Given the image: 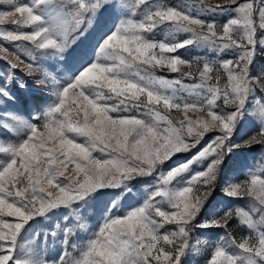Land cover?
<instances>
[{"label":"snow or ice","instance_id":"1","mask_svg":"<svg viewBox=\"0 0 264 264\" xmlns=\"http://www.w3.org/2000/svg\"><path fill=\"white\" fill-rule=\"evenodd\" d=\"M192 3L197 7L160 0H0L9 6L0 12V25L15 26L0 29V39L25 44L22 54L29 58L25 63L17 54L7 60V50L0 49L5 53L0 59L8 65L0 71V154L7 157L0 163V264H190L207 243L194 240L193 232L227 230L234 217L249 236L239 242L230 233L222 237L207 264H264V175L226 182L220 191L247 198L246 206L202 219L225 158L238 149L264 147V68L256 72L254 67L264 53V0ZM204 13L229 18L218 25L215 19L199 18ZM161 27L172 39H149ZM179 33L190 35L177 40ZM90 35L93 42L86 45ZM187 46L210 49L217 57L226 51L235 56L188 61L170 55ZM42 58L54 61L66 78L58 79ZM185 65L194 71L182 72ZM165 67L180 76L155 74ZM183 78L195 82L185 84ZM29 80L54 96L47 107L33 108L30 118L6 110L19 102L17 88L29 90ZM171 110L183 113V119H171L166 114ZM205 110L206 118L188 116ZM249 120L258 131L236 143L234 136ZM215 131L220 134L191 159L158 172L165 161L190 152ZM18 133L23 138L13 142ZM205 160L206 167L192 173L191 165ZM154 174L156 183L143 204L121 213L117 198L113 200L78 255L70 241L87 225L75 211L73 220L65 216L68 223L44 234L41 247L27 258L19 255L18 240L36 217L87 202L101 189H121L123 196L132 192L137 177ZM165 225L176 230L161 232ZM49 241L60 246L55 259L48 258L43 246Z\"/></svg>","mask_w":264,"mask_h":264},{"label":"rangeland","instance_id":"2","mask_svg":"<svg viewBox=\"0 0 264 264\" xmlns=\"http://www.w3.org/2000/svg\"><path fill=\"white\" fill-rule=\"evenodd\" d=\"M20 3H29L30 0H19ZM160 2L171 5V6H179V5H189L192 7H197L196 4L192 3V0H160ZM206 5H218L225 2V0H203ZM240 2H245V0H240ZM9 10V6L5 4H0V12ZM196 15V13H193ZM232 16H235L236 13H232ZM135 18H139V14ZM202 19H215L218 25H221L225 22L229 17L227 15L221 16L219 14H211L204 13L199 16ZM0 29L4 30H13L15 26L9 23H5L0 25ZM20 31H30L28 28H21ZM259 32L257 35L259 36ZM190 34L187 33H179L175 34V38L177 40H182L188 38ZM94 36L90 35L88 40L85 41V44H91L93 42ZM149 39H153L155 41H170L172 36L169 35L167 28L161 27L155 30V32L149 34ZM17 44L20 45L17 48ZM26 45L21 42H8L3 39H0V49L7 50V60H14L17 54L21 55V59L27 63L29 58L22 54V49ZM27 47H31L27 45ZM5 55L4 52H0V56ZM170 55H179L182 59L192 61L196 57H206L208 59H229L235 56V53L232 51H226L224 53L217 54L207 48H198L196 46H187L184 49H179L177 53H173ZM41 63L44 64L45 67L52 69L56 72L57 78H66L63 77L62 71H56V64L54 61L49 60L47 58H42ZM202 66V65H201ZM7 62L5 59H0V71L7 68ZM255 71L259 72L262 68H264V53H260L254 64ZM182 72L194 71V68H189L188 66H181ZM17 74L21 77L24 76L23 72L18 68L16 70ZM155 74L158 76H164L168 79H175L180 76V73H172L166 67L165 68H157L155 69ZM33 76H39V73H33ZM226 77L223 73H221V81L223 84ZM29 82V90H21L16 89V95L18 97V103H14L15 105L11 106V103L7 105L6 110L11 111H19L21 114L25 116H29L33 111V108L40 110L41 107H47L54 100V96H52L47 91L41 90L39 87L32 84L31 80ZM183 82L185 84H191L195 81L183 78ZM188 99H192L193 97H188L186 93L182 94ZM110 103H114L110 102ZM219 111V109H216ZM136 115V113H132ZM166 114L169 115L171 119L174 121H180L183 119V113L177 112L176 110L166 111ZM113 116L118 115L117 113H112ZM189 118L195 120L200 117L206 118V110L205 112H190L188 113ZM257 124L254 121L249 120L248 122L242 123L237 134L234 136L236 143H240L244 139H248L253 133L257 132ZM218 131L209 132L205 134V137L201 140L200 144L196 146V148L192 149L190 152L177 153L170 160L164 162L158 168V172H166L171 167H174L180 163L185 162L186 160L191 159L192 155L196 153V150L201 148L206 142L213 136L219 135ZM23 138V133L15 134L13 137V142H18V140ZM78 142H83L82 139L78 140ZM191 143V140L189 141ZM94 155L99 156V153H94ZM7 157L4 154H0V163H3ZM208 161H203L199 164H192V173L203 170ZM71 167V166H70ZM261 169H264V147L259 145H253L251 148H243L235 150L233 153L229 154L224 161L222 166L221 177L218 178L217 181V189L213 193L212 198L210 199L208 205L205 207V211L202 213V219H209L212 214H216L217 217L222 216L225 212L229 210H234L238 207H245L247 198L239 199V198H230L223 194L220 191V188L226 182H242L250 177L252 173L264 175V172H261ZM189 173L187 175H191ZM156 176H145V177H137V179L131 182V193H125L123 196L121 195V189H101L98 192L92 194L91 198L87 200V202H79L74 204L71 208L61 207L59 209H55L50 212L45 217H36L34 220L30 221L26 226L25 232L22 233V239L18 240L19 248L18 253L22 258H27V254L29 251H35L39 247H41L44 234L51 233L52 231H56L57 227H63L68 221H65L64 217L68 216L69 220H73L74 217L70 215L71 212H78L82 223L87 225L86 229H77L75 235L71 238L70 243L75 245V251L73 255H78L79 250L85 246L88 239L91 238L92 234L98 230L101 225L104 215L105 208L117 198V202L121 206V213L127 212L128 210L135 208L137 206H141L145 199H147L148 193L152 190L154 184L156 183ZM159 199V198H157ZM165 208L168 206L165 205ZM13 219V218H8ZM174 231L176 230L175 225H165V229H161V232L165 230ZM237 241H241L243 238L249 236V230L243 225L239 224L237 218H233L229 222V228L227 230L223 228H208V229H197L193 232L194 240H200L202 242H207L206 244H202L200 246V251L195 254V256L191 259L190 264H207V260L211 254L212 248H214L217 244L222 243V237H226L228 234ZM36 234H39L38 236ZM46 248L47 256L49 259H55L60 254V246L52 245L49 241L47 244L43 245ZM71 250V249H70Z\"/></svg>","mask_w":264,"mask_h":264},{"label":"trees","instance_id":"3","mask_svg":"<svg viewBox=\"0 0 264 264\" xmlns=\"http://www.w3.org/2000/svg\"><path fill=\"white\" fill-rule=\"evenodd\" d=\"M12 105H15V104L11 103V106H12Z\"/></svg>","mask_w":264,"mask_h":264}]
</instances>
